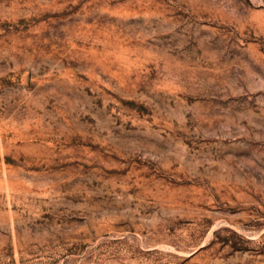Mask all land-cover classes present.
<instances>
[{
    "label": "rangeland",
    "instance_id": "1",
    "mask_svg": "<svg viewBox=\"0 0 264 264\" xmlns=\"http://www.w3.org/2000/svg\"><path fill=\"white\" fill-rule=\"evenodd\" d=\"M0 264H264V0H0Z\"/></svg>",
    "mask_w": 264,
    "mask_h": 264
}]
</instances>
